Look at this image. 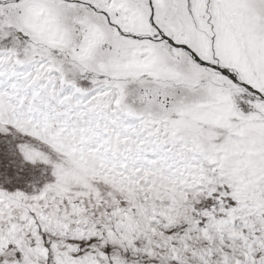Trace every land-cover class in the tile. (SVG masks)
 Here are the masks:
<instances>
[{
    "label": "rangeland",
    "instance_id": "rangeland-1",
    "mask_svg": "<svg viewBox=\"0 0 264 264\" xmlns=\"http://www.w3.org/2000/svg\"><path fill=\"white\" fill-rule=\"evenodd\" d=\"M4 3L0 264H255L264 0Z\"/></svg>",
    "mask_w": 264,
    "mask_h": 264
},
{
    "label": "flooded vegetation",
    "instance_id": "flooded-vegetation-1",
    "mask_svg": "<svg viewBox=\"0 0 264 264\" xmlns=\"http://www.w3.org/2000/svg\"><path fill=\"white\" fill-rule=\"evenodd\" d=\"M234 74H238V72H235ZM235 228H236V226H235ZM241 228H243V227H241ZM254 263L255 264H264V254L263 253H261L260 251L259 252H257L256 254H255V258H254Z\"/></svg>",
    "mask_w": 264,
    "mask_h": 264
},
{
    "label": "trees",
    "instance_id": "trees-1",
    "mask_svg": "<svg viewBox=\"0 0 264 264\" xmlns=\"http://www.w3.org/2000/svg\"><path fill=\"white\" fill-rule=\"evenodd\" d=\"M107 107V105H102L101 108ZM108 108V107H107Z\"/></svg>",
    "mask_w": 264,
    "mask_h": 264
}]
</instances>
